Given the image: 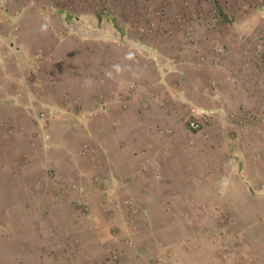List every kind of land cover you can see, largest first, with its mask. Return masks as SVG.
<instances>
[{"label": "crops", "instance_id": "0c3cea01", "mask_svg": "<svg viewBox=\"0 0 264 264\" xmlns=\"http://www.w3.org/2000/svg\"><path fill=\"white\" fill-rule=\"evenodd\" d=\"M49 9L8 0L0 17V210L15 216L31 198L41 203L36 217L63 225L45 226L50 239L67 243L24 257L19 240L3 237L1 264H264V193L253 194L232 162L217 163V152L214 162L220 149L195 143L200 132L187 124L195 105L214 116L205 138L227 135L214 129L232 95L253 98L236 89L244 76L227 77L247 71L235 66L240 56L231 50L223 65L212 57L199 68L196 59L198 69L183 63L163 74L120 44L123 33L69 32ZM76 201L89 213L79 215Z\"/></svg>", "mask_w": 264, "mask_h": 264}, {"label": "rangeland", "instance_id": "374dc122", "mask_svg": "<svg viewBox=\"0 0 264 264\" xmlns=\"http://www.w3.org/2000/svg\"><path fill=\"white\" fill-rule=\"evenodd\" d=\"M34 1H40L50 8L49 12L52 11L63 21L66 20L69 25H65V30L69 32L79 31L90 36L109 34L112 38L116 36L115 34L123 33V37L118 38L120 44L130 45L138 54L144 55L145 60L156 63L163 74L178 69L183 63L193 66L196 59L195 63L199 68L203 66V61L211 64L212 57H215L216 64L223 65L226 59L231 58V50L239 55L241 61L237 60L235 66L244 64L247 71L242 68L241 73L232 71L227 77L236 79L238 76L241 79L244 76V79H241V81L244 80L241 86L238 85L236 89L242 88L245 94L249 88L252 89L253 98L242 97L241 90L239 94L232 95V101L228 102L223 109V114L221 113L224 119L219 120V116L216 119L220 121L219 127L214 129L215 132L226 129L227 135L221 131L212 139L205 138L203 135L205 132L211 135L208 129H211V124L213 125V113L207 110L212 113L210 120L201 129L193 130L195 133L200 132L199 136H195L193 140L200 145L210 144L213 149H220L221 151H213V160L217 152V163L232 162L240 175L246 179L253 194L264 193V167L260 168L264 137H259L264 126V0ZM7 6L8 0L4 2L0 0V17L2 12H6ZM113 22L116 23L115 26ZM237 47H240L239 50ZM194 68L198 69V67ZM237 81V79L234 81L235 84L239 83ZM191 107L192 105L189 109ZM46 114L44 126L48 124L49 116L47 112ZM253 148L259 150L256 156L258 160L253 159ZM1 156L0 154V165L4 164ZM201 161L211 164L207 155ZM252 166L257 168L256 176L251 175L250 172L244 174V170ZM189 171L191 170H186L185 173ZM213 178L219 179L216 174ZM187 185L182 186L183 189L192 191V187ZM219 192H225L223 184L217 186V193ZM30 199L25 197V201L22 200L19 204L17 210L22 212L20 215L17 214V210L15 216L0 210V264L3 237L6 243L19 240L23 252L26 251L24 257H32L31 249L35 247L39 250L34 251H38L35 253V256H38L47 250L48 244L56 242L59 244L58 248H61L60 245L67 243L64 235L61 238L56 235V238L50 239V235L44 230L45 226L63 227V225L57 219H53L52 222L45 216L36 217L39 211L41 213V203ZM74 203L79 215L89 213L90 206L87 203L79 201ZM134 203L133 200H128L125 205L133 210L136 206ZM3 208L12 209L13 204L10 202L7 207L3 205ZM54 220L57 221L54 222ZM222 220L230 221V219ZM38 228L43 230L32 234L27 232ZM128 241L130 244L134 242L130 237ZM58 254L64 257L62 250H58ZM115 259L118 260L117 257Z\"/></svg>", "mask_w": 264, "mask_h": 264}, {"label": "built area", "instance_id": "2783aa9c", "mask_svg": "<svg viewBox=\"0 0 264 264\" xmlns=\"http://www.w3.org/2000/svg\"><path fill=\"white\" fill-rule=\"evenodd\" d=\"M165 65H167V63ZM45 115H47L46 112L41 111L39 115L37 116V121L42 125H43L44 120H46ZM210 117H211V114L208 111L197 108V107H192V117L188 120L189 127L193 130H199L203 127V125L207 121L210 120ZM263 187H264V184H263Z\"/></svg>", "mask_w": 264, "mask_h": 264}, {"label": "clouds", "instance_id": "9594fccd", "mask_svg": "<svg viewBox=\"0 0 264 264\" xmlns=\"http://www.w3.org/2000/svg\"><path fill=\"white\" fill-rule=\"evenodd\" d=\"M192 107H197V108H200V109H204V110H206L207 111V109H205V108H201V107H198V106H195V105H192ZM192 107L190 108V111H191V116H189L188 117V120L192 117ZM211 115H212V113L211 112H209ZM188 126H189V124H188ZM191 129V128H190ZM191 130H193V129H191Z\"/></svg>", "mask_w": 264, "mask_h": 264}]
</instances>
